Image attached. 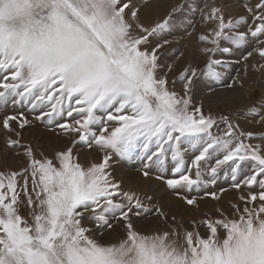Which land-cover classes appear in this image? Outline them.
<instances>
[{
  "label": "snow or ice",
  "instance_id": "obj_1",
  "mask_svg": "<svg viewBox=\"0 0 264 264\" xmlns=\"http://www.w3.org/2000/svg\"><path fill=\"white\" fill-rule=\"evenodd\" d=\"M142 12L157 18L145 23ZM190 38L207 71L183 67L177 91L161 53ZM235 53L242 70L229 83L233 61L216 57ZM257 73L264 0H0V106L33 116L0 118V264H264V130L192 102L200 76L209 93L211 82L243 92ZM248 98L264 129V91ZM33 121L61 141L50 153L23 142ZM82 149L100 159L82 162ZM114 155L139 160L144 178L157 169L183 211L126 190L109 171Z\"/></svg>",
  "mask_w": 264,
  "mask_h": 264
},
{
  "label": "rangeland",
  "instance_id": "obj_2",
  "mask_svg": "<svg viewBox=\"0 0 264 264\" xmlns=\"http://www.w3.org/2000/svg\"><path fill=\"white\" fill-rule=\"evenodd\" d=\"M178 2V0H177ZM214 0H199L200 7L203 8L205 4L211 5ZM216 3L225 2V0H215ZM228 3L235 4L237 0H226ZM240 8H233V14L241 12ZM157 17L153 14L151 16L146 15L144 12L141 13V19L145 23L153 22ZM193 19L192 13H188L184 22ZM194 19L197 22V30H201L203 25L200 23V13L195 14ZM181 22L178 21V26ZM191 31V29H189ZM171 39V37H170ZM176 49H179L177 51ZM180 51L184 52V56H180ZM239 53H235L232 56L224 55L223 57L217 56L218 59H227L233 61L232 67L227 71L225 75V80L231 82V77L236 75L237 71H241V65H237L234 62L239 59ZM162 62L165 64L174 65L173 70L168 73V80L170 87L175 88L179 91L182 87L178 77L180 71L183 67L188 64L207 71L205 67L207 60L205 57L201 56L197 50V42L195 39H186L184 42L167 47L162 53ZM258 59V58H257ZM223 71L222 69H217ZM175 81V84H173ZM210 83L209 78L200 76L197 79L196 84L193 88V104L199 105L203 104V110L205 114L211 112L213 115L219 117L221 114H229L233 116V120L240 124L241 128L244 130L251 131H261L264 130L261 126L252 119L250 113L247 111L248 105L251 103V100L248 98V91L251 90L252 98L255 99L259 97L262 91H264V77H261L258 73L254 76H251L249 84L246 86V89L243 92H233L232 90L226 88L223 83L211 82L212 87L215 89L214 92L209 93L206 85ZM232 99L230 104H226L224 101ZM18 111H23L24 115L28 117L29 120L33 119L32 114L30 113L27 106H15L11 104L6 106H0V118L4 115L16 114ZM32 127H27L23 130V142L31 143L33 147L40 146L47 153L51 152L53 146H59L61 141L47 128H45L40 122L33 121ZM224 130V125L220 124L219 127L212 130L213 135H220ZM252 143H260L259 140H253ZM187 147V146H185ZM19 151V150H18ZM99 153L87 154L86 149L80 150L81 161L85 162L86 160H99ZM192 155L189 151L185 155V160L189 161L190 156ZM20 163V158L17 157L15 160L11 161L12 167H17ZM169 165L171 164L170 154H169ZM214 163V161H213ZM141 163L137 159H121L118 156H113L111 161V167L109 171L117 179L123 181L124 188L132 189L139 192H147L149 195L154 196L157 200L162 201L166 204H172L174 210L177 212L183 211L181 202L174 198L169 191L166 190L165 185L156 179V176L159 175L157 169L151 170V175L149 178H144L140 173ZM171 176V171L166 174ZM228 178L221 176L220 186L227 188L228 187ZM196 193L194 192L193 195ZM236 193L229 192L225 197V207H227V201L235 198ZM213 207V202L211 200L202 201L201 209L210 210ZM195 213H188V215H193ZM151 219V217H149ZM120 235V230L117 229V232L112 233L110 239H116Z\"/></svg>",
  "mask_w": 264,
  "mask_h": 264
}]
</instances>
